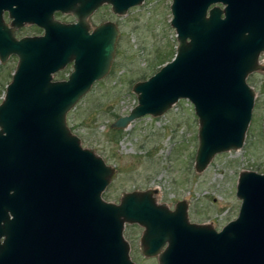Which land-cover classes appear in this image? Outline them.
I'll return each instance as SVG.
<instances>
[{"label": "water", "instance_id": "95a60500", "mask_svg": "<svg viewBox=\"0 0 264 264\" xmlns=\"http://www.w3.org/2000/svg\"><path fill=\"white\" fill-rule=\"evenodd\" d=\"M170 13L173 57L133 83L136 104L111 125L187 98L201 171L243 144L255 95L246 78L264 69V0H171ZM76 28L51 21L43 35L15 38L0 14V62L17 56L0 101V264H136L126 222L143 226L142 252L159 264H264V172H239L238 212L220 229L190 221L184 200L157 203L153 189L102 197L114 167L81 144L66 114L109 71L118 30L111 22ZM68 61L67 78L53 79Z\"/></svg>", "mask_w": 264, "mask_h": 264}, {"label": "rangeland", "instance_id": "374dc122", "mask_svg": "<svg viewBox=\"0 0 264 264\" xmlns=\"http://www.w3.org/2000/svg\"><path fill=\"white\" fill-rule=\"evenodd\" d=\"M170 2L143 0L126 16L112 17L119 33L110 69L68 110L66 121L84 147L114 167L115 175L101 193L104 199L118 202L126 191L153 189L157 203L173 208L184 200L190 221L220 229L237 215L239 172H264V69L247 76L255 95L242 146L213 155L201 171L194 167L198 118L187 98H179L162 114H146L121 128L111 125L136 104L133 83L147 78L175 52ZM16 62L14 54L0 62V101ZM142 230L138 223L124 224L130 257L136 264H159L157 255L142 252Z\"/></svg>", "mask_w": 264, "mask_h": 264}, {"label": "flooded vegetation", "instance_id": "af4514ba", "mask_svg": "<svg viewBox=\"0 0 264 264\" xmlns=\"http://www.w3.org/2000/svg\"><path fill=\"white\" fill-rule=\"evenodd\" d=\"M132 6L127 7V0H0V14L14 37L21 38L43 35L51 21L76 25V29L79 28L77 34L79 31L91 33L106 22L113 23L118 30V24L112 17L126 16ZM261 53L259 58L263 57L264 64V51ZM72 64L73 61H68L63 68L55 71L53 79L67 78ZM66 67L68 70H64ZM56 75L62 76L57 78ZM4 237L5 234H1L0 241Z\"/></svg>", "mask_w": 264, "mask_h": 264}, {"label": "trees", "instance_id": "16d2710c", "mask_svg": "<svg viewBox=\"0 0 264 264\" xmlns=\"http://www.w3.org/2000/svg\"><path fill=\"white\" fill-rule=\"evenodd\" d=\"M173 55H174V52H173V54L170 56V58H168V59H166V60H162V61L160 62V65H161L162 63H164L165 61L171 59ZM157 69H158V68H157Z\"/></svg>", "mask_w": 264, "mask_h": 264}]
</instances>
